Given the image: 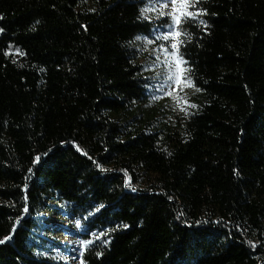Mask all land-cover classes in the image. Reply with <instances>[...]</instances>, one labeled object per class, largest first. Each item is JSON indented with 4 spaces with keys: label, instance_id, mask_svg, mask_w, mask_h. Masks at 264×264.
Listing matches in <instances>:
<instances>
[{
    "label": "trees",
    "instance_id": "16d2710c",
    "mask_svg": "<svg viewBox=\"0 0 264 264\" xmlns=\"http://www.w3.org/2000/svg\"><path fill=\"white\" fill-rule=\"evenodd\" d=\"M150 8L0 0V264H264V0H196L206 30L174 28L190 116L145 88L167 67L144 41L170 46Z\"/></svg>",
    "mask_w": 264,
    "mask_h": 264
},
{
    "label": "snow or ice",
    "instance_id": "6c2138e0",
    "mask_svg": "<svg viewBox=\"0 0 264 264\" xmlns=\"http://www.w3.org/2000/svg\"><path fill=\"white\" fill-rule=\"evenodd\" d=\"M169 3L171 4L172 11L170 13H167L164 11V9L169 7ZM194 7H196V0H161L159 16H169L171 23H167L166 25H164L166 31H164L161 35H157L155 39L163 40L166 43L170 42V46L162 45L161 49H158V51L162 50L165 54L166 60L163 63L167 64L168 74L165 77L158 76L156 78L155 84H150L148 81H145L146 90L148 88L154 89V93L150 94V98L155 99V94H159L161 98L166 96L172 98L174 101H179V110L185 112V114L189 116L192 113L188 111V109L196 108L197 105L188 103L186 100L180 101V97L178 95V93L182 89L195 86L194 81L189 76V73L192 71L190 67V62L185 58L184 53L181 52V48L184 47V42L180 38L183 35H186L187 33L179 30L173 31V28L179 29L183 24L187 23L189 20H192L198 21L199 24L203 25L204 29L206 30V22L200 20L199 17L201 14L207 15V10L200 8L197 11H191L190 9ZM0 19H3V17L0 16ZM3 31L4 29L0 28V33H3ZM153 31L160 32V29H153ZM137 39H140V37H137ZM149 42H151V40H149ZM17 51H19V49H17ZM157 59H159V57H157ZM196 90L202 91V89L200 88H197ZM51 152L52 150L50 149L44 154V156H48ZM42 159V156L37 155L33 158L32 164H39ZM34 174V168L30 167L28 169V175L25 177L22 187V191L25 193V203L22 211L25 215L30 214V206L28 203L29 198L27 196V191L30 188V181L32 177H34ZM126 187H131V184L126 182ZM132 191H136V189L132 188ZM20 222L21 221L19 220L17 221V226ZM76 225L80 227L81 222L77 220ZM237 228L238 230H242L239 229V226H237ZM14 235L15 226L12 230L11 235L3 240H0V244L10 243ZM82 243L85 247H87L92 242L89 240H84ZM97 255H100V253H98ZM81 256H83V253H81ZM81 264H83V260H81Z\"/></svg>",
    "mask_w": 264,
    "mask_h": 264
},
{
    "label": "rangeland",
    "instance_id": "374dc122",
    "mask_svg": "<svg viewBox=\"0 0 264 264\" xmlns=\"http://www.w3.org/2000/svg\"><path fill=\"white\" fill-rule=\"evenodd\" d=\"M148 1H149L150 6H151V8L146 13L147 16L149 17V19L151 21H156L158 19H161L162 17L159 16L161 0H148ZM164 11L167 13H170L172 11L170 3H169V7L164 9ZM159 29H160V32H156L157 34H162L164 31H166V28H159ZM173 31H175L174 28H173ZM143 50L147 51L152 56L159 57V59H161L162 62H164L166 60L165 54L163 52H158V51L152 49L149 40L144 41ZM164 65L167 67L166 63H164ZM167 74H168V71L165 73V75L167 76ZM191 92H192L191 87H187V88L182 89L178 93V95L180 97V101L187 100L188 97L190 96ZM166 102L168 105H170V104L174 105L173 104L174 100L172 98L167 97ZM49 220L51 222H56L57 224L61 225L62 227H66L67 229H71V230L74 229V225L72 223L67 221L65 218L57 217L55 214H49ZM68 233H69L68 230H65V231L56 233L55 236L59 237L63 241H67V242H70L72 244H77L76 241L74 240V238H72V236ZM74 252L76 253L75 249H74ZM76 259H77V257L75 255L70 256V260L73 263L77 262Z\"/></svg>",
    "mask_w": 264,
    "mask_h": 264
}]
</instances>
